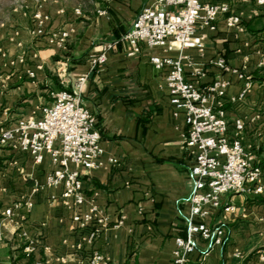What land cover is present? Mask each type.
I'll use <instances>...</instances> for the list:
<instances>
[{
	"label": "crops",
	"instance_id": "obj_1",
	"mask_svg": "<svg viewBox=\"0 0 264 264\" xmlns=\"http://www.w3.org/2000/svg\"><path fill=\"white\" fill-rule=\"evenodd\" d=\"M153 1L104 0L92 15L38 10L30 19L23 13L15 26L1 24L0 126L39 119L55 93L75 91L97 119L104 153L97 169L82 173L85 203L78 208L62 199L61 187L45 186L46 174L54 169L47 155L36 165L26 153L0 147V264H87L93 253L112 264H173L174 240L183 234L188 211L187 172L193 160L183 145L184 115L174 116L169 103L168 69H154L152 56L181 59L185 80L201 89L217 79L229 82L221 105L230 129L237 118L245 122L242 143L259 162L264 184V82L256 80L264 74V7L231 0L242 30L228 28L219 18L216 30L206 33L202 54L143 46L128 57L126 45L107 50ZM209 1L214 0H203ZM36 14L42 35L34 33ZM61 31L69 34L65 47L49 45L48 37ZM101 55L104 61L95 64ZM217 56L250 81L244 98L239 96L245 80L209 65ZM195 69L204 75L193 76ZM222 202L234 211H213L204 222L225 226L224 245L201 264H264V194H228ZM91 204L107 222L101 229L95 224L79 229L72 217ZM96 229L98 235L86 242ZM197 258L198 253L194 264L200 263Z\"/></svg>",
	"mask_w": 264,
	"mask_h": 264
},
{
	"label": "built area",
	"instance_id": "obj_2",
	"mask_svg": "<svg viewBox=\"0 0 264 264\" xmlns=\"http://www.w3.org/2000/svg\"><path fill=\"white\" fill-rule=\"evenodd\" d=\"M230 1L154 0L142 7L126 33L108 45L107 50L126 45L128 57L138 55L143 46L168 50L176 47L180 51L196 49L202 54L206 33L216 30L219 18H223L228 28L242 30L241 20L231 11ZM241 1H253L258 7H264V0ZM74 13L81 16L78 10ZM39 18L38 14L34 16L38 22L34 29L36 35H42V21ZM68 37L65 31L53 33L48 37V44L63 49ZM104 59L101 55L95 64L102 63ZM183 59L188 60L187 57ZM150 63L156 70L168 69L165 84L169 103L174 116L179 113L184 115L183 145L193 160L187 172L190 185L188 211L183 216V234L174 240L172 263L194 264L197 262L194 256L198 253L197 260L201 264L214 248L224 245L226 236L224 225L209 226L204 220L216 210H222L225 214L234 211L233 206H223L222 197L225 195L262 196V169L255 156L243 146L245 122L237 118L232 129L229 127L227 112L221 105L229 86L227 80L217 79L201 89L195 82L185 80L181 59L152 56ZM209 65L223 74L232 72L245 80V88L239 96L244 98L250 88L247 77L231 71L222 56L212 59ZM261 65L264 66V61ZM28 75L33 77L34 74L29 72ZM192 75L203 76L204 72L195 69ZM84 80L79 79L78 84ZM101 141L96 117L84 106L80 94L75 91L55 93L52 103L42 109L39 119L19 118L0 126V147L28 154L36 165L41 164L47 155L54 169L46 174L45 186L61 187L62 199L78 208L85 203L82 173L100 166L104 153ZM110 162L117 164L116 159H110ZM5 214L9 215L10 211L6 210ZM72 221L79 229L93 224L101 229L107 218L91 204L86 211L75 213ZM122 221L123 217H120L116 226ZM262 222L264 224V207ZM99 232L98 229L91 232L86 242L91 243ZM87 264L112 263L102 254L93 253L88 257Z\"/></svg>",
	"mask_w": 264,
	"mask_h": 264
},
{
	"label": "rangeland",
	"instance_id": "obj_3",
	"mask_svg": "<svg viewBox=\"0 0 264 264\" xmlns=\"http://www.w3.org/2000/svg\"><path fill=\"white\" fill-rule=\"evenodd\" d=\"M104 0H0V29L1 24L8 22L11 25L20 24L23 13L30 17L35 11L65 12L80 11L81 15H92L100 9Z\"/></svg>",
	"mask_w": 264,
	"mask_h": 264
},
{
	"label": "trees",
	"instance_id": "obj_4",
	"mask_svg": "<svg viewBox=\"0 0 264 264\" xmlns=\"http://www.w3.org/2000/svg\"><path fill=\"white\" fill-rule=\"evenodd\" d=\"M256 80L259 81V82H264V74L260 75V76H257Z\"/></svg>",
	"mask_w": 264,
	"mask_h": 264
}]
</instances>
